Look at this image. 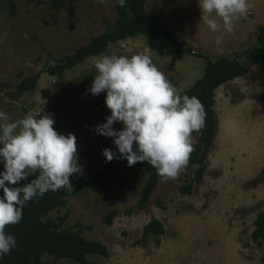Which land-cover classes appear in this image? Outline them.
<instances>
[{"label": "rangeland", "instance_id": "374dc122", "mask_svg": "<svg viewBox=\"0 0 264 264\" xmlns=\"http://www.w3.org/2000/svg\"><path fill=\"white\" fill-rule=\"evenodd\" d=\"M14 2L12 14L7 1L0 0V109L9 122L42 109L37 118L50 115L59 133L77 137L81 171L72 177L84 173L87 182L79 194L67 198L65 206L46 217L56 219L67 212L64 227L75 228L79 223L83 237L100 240L107 247L106 256L88 255V264H264V239H251L255 215L264 209V65H251L247 73L215 89V130L201 182L190 194L181 192L180 187L188 182V166L176 179L162 182L159 177L147 206L140 208L136 203L142 171L119 157L113 137L95 131L111 114L98 102L106 93L89 91L97 74L94 64L101 55H149L180 92L201 76L204 58L186 53L171 69L169 57L150 49L139 34L109 45L101 55L87 57L60 79L41 74L33 90L13 99L7 92L48 56L69 53L116 18V0L104 4L67 0L58 10L49 7V0ZM248 2L250 11L236 22L231 34L210 31L201 20L199 0H146L145 7L157 27L174 31L193 52L214 59L258 45L264 0ZM218 35H223L220 44L215 43ZM113 127L120 129L123 124L116 122ZM193 136L196 142L197 133ZM105 148L115 152L116 158L107 161L102 154ZM99 170H104L109 182L106 196L91 186L89 172ZM112 210L115 214L107 224L104 216ZM151 219H158L164 231L142 239V228ZM41 260L42 264H78L48 254Z\"/></svg>", "mask_w": 264, "mask_h": 264}, {"label": "clouds", "instance_id": "9594fccd", "mask_svg": "<svg viewBox=\"0 0 264 264\" xmlns=\"http://www.w3.org/2000/svg\"><path fill=\"white\" fill-rule=\"evenodd\" d=\"M95 2L104 4L106 0ZM125 3L126 0H117L120 7ZM199 7L201 20L210 31L231 34L251 5L248 0H199ZM222 40L223 35H218L215 43ZM48 63L56 67L55 60ZM42 67L39 65L38 70ZM94 67L97 74L89 91L92 95L105 92V103L111 112L95 131L114 138L119 157L126 159L128 166L147 162L162 182L178 178L195 151L193 133L202 132L205 125L202 102L196 96L181 95L149 55H101ZM41 112L42 109L29 111L23 118L9 122L8 115L0 109V158L4 165L0 172V259L16 247L14 235L5 229L21 221L25 204L49 190L71 191L70 177L81 171L77 137L59 133L50 115L37 118ZM116 122L123 127L115 129ZM102 154L107 161L116 158L108 148ZM34 173H38L36 178L15 186Z\"/></svg>", "mask_w": 264, "mask_h": 264}, {"label": "trees", "instance_id": "16d2710c", "mask_svg": "<svg viewBox=\"0 0 264 264\" xmlns=\"http://www.w3.org/2000/svg\"><path fill=\"white\" fill-rule=\"evenodd\" d=\"M10 13L14 14L16 6L14 0H6ZM30 3L34 0H25ZM67 0H49L52 10L62 8ZM146 0H126L125 6L120 7L116 0V18L113 23L100 33L92 36L86 43L73 49L69 53L60 56H48L43 67L34 73L21 78L15 88L7 92L10 98H18L24 92L35 88L38 78L46 73L57 78H62L64 72L81 63L87 57L103 54L109 47L118 41L142 34L150 49L163 51L170 59L169 68L173 69L177 60L183 54H195L204 58V66L200 77L195 79L190 86L181 90V95L196 96L204 105L206 120L202 132L197 133L195 151L191 154L187 173L188 182L180 187L184 194H190L193 187L201 182L206 170V154L211 148L215 130L214 116V91L215 89L236 77L247 73L251 65H264V27L259 29L256 35L257 46L246 47L242 52L232 56L218 55L214 59L205 57L202 53L193 52L190 46L185 45L172 30L157 27L148 16L145 7ZM243 57V59H239ZM55 60L56 67H50L49 61ZM99 106L108 114H111L105 103V98L99 99ZM136 170H141L143 185L141 187L137 206L145 208L149 196L155 189L159 176L154 167L147 162H137L133 165ZM92 188L102 196H106L109 190V182L105 179L104 170L90 171ZM34 173L25 180V183L36 178ZM73 185L71 191L61 188L57 191L45 193L43 197H36L25 204L23 216L19 223L9 225L5 231L14 235L16 247L0 259V264H42L43 254L52 255L53 259H68L78 264H88V255L106 256L107 247L100 240L86 239L82 235L83 227L79 223L75 228L64 227V215L52 219L46 217L51 210L65 206L67 198L79 194L87 182V175L70 177ZM23 184V185H24ZM22 195V194H21ZM3 191L0 189V197ZM115 211L112 210L104 216L107 224H110ZM251 239L256 241L264 239V209L259 210L253 221ZM164 231L162 223L158 219H151L142 228V239L149 235H160ZM264 260V256H263Z\"/></svg>", "mask_w": 264, "mask_h": 264}]
</instances>
